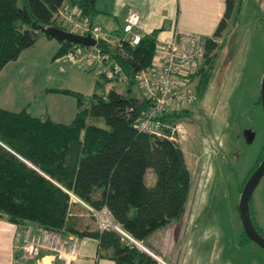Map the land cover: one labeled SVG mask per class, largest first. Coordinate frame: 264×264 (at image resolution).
Returning <instances> with one entry per match:
<instances>
[{
  "label": "trees",
  "instance_id": "16d2710c",
  "mask_svg": "<svg viewBox=\"0 0 264 264\" xmlns=\"http://www.w3.org/2000/svg\"><path fill=\"white\" fill-rule=\"evenodd\" d=\"M243 1L225 0L224 15L212 37L206 40L204 66L194 75L196 98L211 80L215 51L221 46L217 39L236 20ZM67 2L91 20L99 14L96 0H0V70L39 36L55 39L45 29H62L54 13ZM156 35L157 31L143 35L136 45L122 39L112 46L97 42L120 64L127 78L123 91L112 86L102 95L94 90L86 103L85 96L78 92L48 89L76 99L77 112L69 124L32 117L25 109L11 112L0 108V220L28 222L38 231L47 229L62 236L95 238L98 255L102 256L103 251L114 264H157L149 253L118 232L93 228L85 218L89 215L95 220L92 213L70 195L94 209L106 207L114 221L143 246L157 230L182 218L191 187L183 150L174 141L137 129V119L147 102L138 90L135 76L152 64ZM58 43L54 60L79 47L68 41ZM79 67L92 74L95 89L120 82L106 79L95 66ZM256 103L261 105L260 96ZM187 115L186 108L164 114L162 119L176 122ZM93 119H102L106 127ZM263 157L264 145L239 193ZM148 170L154 174L152 185L146 183ZM250 215L264 237L251 202ZM249 242L242 232L240 245Z\"/></svg>",
  "mask_w": 264,
  "mask_h": 264
},
{
  "label": "rangeland",
  "instance_id": "374dc122",
  "mask_svg": "<svg viewBox=\"0 0 264 264\" xmlns=\"http://www.w3.org/2000/svg\"><path fill=\"white\" fill-rule=\"evenodd\" d=\"M106 1L99 0V8H109ZM170 14L161 31L169 30L171 22L174 28L180 0H175ZM121 24L108 22L111 28H120ZM218 44L221 46L215 51L206 90L187 108V116L168 121L177 126L176 143L191 174L189 203L197 206L194 222L186 225L184 264H264L263 248L253 242L240 245L243 227L238 210L239 187L264 145V113L256 103L264 72V0H244L236 20L228 24ZM123 85L109 83L95 91L104 95L111 86L123 91ZM83 96L88 103V95ZM93 120L106 127L102 119ZM250 202L255 220L264 231V176ZM192 214L193 208L188 206L186 215ZM85 218L93 228L98 227L91 216ZM91 240L81 237L78 243ZM23 245L19 258H23Z\"/></svg>",
  "mask_w": 264,
  "mask_h": 264
},
{
  "label": "crops",
  "instance_id": "0c3cea01",
  "mask_svg": "<svg viewBox=\"0 0 264 264\" xmlns=\"http://www.w3.org/2000/svg\"><path fill=\"white\" fill-rule=\"evenodd\" d=\"M106 2L110 4L109 8H99V0H96L99 14L92 20L93 23L101 25L106 34L121 33L125 14L129 9H134L140 13L144 24L142 34L157 31V40L170 39L176 30L211 38L225 12V0H180V15L174 28L171 22L169 30L161 31L164 29L163 21L172 17L170 12L174 9L175 0H107ZM96 18L98 21L95 20ZM110 21L122 22L121 27L111 28L108 26ZM58 48L59 43L56 39L41 35L31 47L23 50L16 60L8 62L0 70L1 109L11 112L25 109L32 117L49 118L61 124L71 123L77 112L74 97L48 89H69L89 96L95 90V83L67 56L54 60L53 55ZM145 178L148 185L153 184L154 174L151 170L147 171ZM188 199L184 214L179 221L171 222L157 230L145 241V249L158 255L167 264H184L187 249L184 236L186 237L188 233L186 225L194 222L197 212V206L190 205ZM188 206L190 209L193 208V214L189 217L186 215ZM27 228L32 234L38 233L34 224L28 222L14 224L6 219L0 220V264H62L49 252H42L39 257L33 258L27 257L22 250L23 258H19L20 245L24 244V233ZM78 254V258L72 264L92 261L94 264H114L111 259L98 255V240L95 238L78 243ZM94 254L96 256H93ZM157 264L161 263L157 261Z\"/></svg>",
  "mask_w": 264,
  "mask_h": 264
},
{
  "label": "built area",
  "instance_id": "2783aa9c",
  "mask_svg": "<svg viewBox=\"0 0 264 264\" xmlns=\"http://www.w3.org/2000/svg\"><path fill=\"white\" fill-rule=\"evenodd\" d=\"M54 19L63 30L80 36L90 34L96 41L93 46L79 45L68 53L66 56L73 63L77 66L83 64L95 66L98 73L106 79L127 82L120 64L108 51L98 46L97 42L101 40L112 46L122 39L130 45L138 44L144 31V24L138 11L134 9L127 11L123 19L122 35L106 34L101 25L93 23L81 9L67 3L55 11ZM207 38L200 34L176 30L170 39L157 41L152 64L135 76L138 90L147 102V107L140 112L137 119L139 131L176 142L177 126L170 125L162 116L179 112L195 102L194 75L204 66ZM70 195L74 201L92 213L100 229L118 232L133 244L140 246L159 263L167 264L125 232L114 221L106 207L94 209L74 195ZM23 251L27 257L33 258L39 257L42 252H49L62 264H72L79 256L78 238L62 236L47 229L32 234L27 228L24 233Z\"/></svg>",
  "mask_w": 264,
  "mask_h": 264
},
{
  "label": "water",
  "instance_id": "95a60500",
  "mask_svg": "<svg viewBox=\"0 0 264 264\" xmlns=\"http://www.w3.org/2000/svg\"><path fill=\"white\" fill-rule=\"evenodd\" d=\"M45 33L51 34L58 41H68L78 45L93 46L96 43L95 39L92 38L90 34H87L86 36H80L72 34L57 27H48L47 29H45ZM260 99L262 110L264 113V72L260 86ZM263 176L264 157L258 167L252 172L250 177L247 179L242 188L238 203V210L243 227V232L251 242L264 249V237L255 228L250 215L251 197L254 189L256 188Z\"/></svg>",
  "mask_w": 264,
  "mask_h": 264
}]
</instances>
